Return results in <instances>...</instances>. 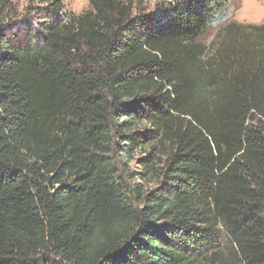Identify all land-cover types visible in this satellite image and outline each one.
<instances>
[{
  "label": "trees",
  "instance_id": "16d2710c",
  "mask_svg": "<svg viewBox=\"0 0 264 264\" xmlns=\"http://www.w3.org/2000/svg\"><path fill=\"white\" fill-rule=\"evenodd\" d=\"M87 1L0 9V264H264V22Z\"/></svg>",
  "mask_w": 264,
  "mask_h": 264
},
{
  "label": "rangeland",
  "instance_id": "374dc122",
  "mask_svg": "<svg viewBox=\"0 0 264 264\" xmlns=\"http://www.w3.org/2000/svg\"><path fill=\"white\" fill-rule=\"evenodd\" d=\"M50 0H0V9L5 5L4 15L8 17L11 24L26 25L27 23L36 26L40 23V10L46 6ZM165 0H143L140 9L150 12L155 5ZM63 12L67 15H81L90 10L88 1L80 5L79 0H63ZM79 7V10L77 8ZM238 25H261L264 22V0H232L225 19L221 24L210 27L199 40L210 47L215 35L229 23ZM131 170H136L134 163L129 165Z\"/></svg>",
  "mask_w": 264,
  "mask_h": 264
},
{
  "label": "clouds",
  "instance_id": "9594fccd",
  "mask_svg": "<svg viewBox=\"0 0 264 264\" xmlns=\"http://www.w3.org/2000/svg\"><path fill=\"white\" fill-rule=\"evenodd\" d=\"M84 3H86V0H79V4H80V5H82V4H84ZM77 10H79V7L77 8Z\"/></svg>",
  "mask_w": 264,
  "mask_h": 264
}]
</instances>
